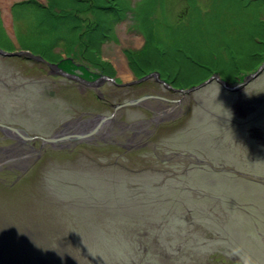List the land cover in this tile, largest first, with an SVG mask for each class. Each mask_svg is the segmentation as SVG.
Here are the masks:
<instances>
[{
  "label": "rangeland",
  "instance_id": "1",
  "mask_svg": "<svg viewBox=\"0 0 264 264\" xmlns=\"http://www.w3.org/2000/svg\"><path fill=\"white\" fill-rule=\"evenodd\" d=\"M92 4L123 19L111 24L110 41L86 50V20L115 18ZM47 7L67 21L45 18ZM262 13L247 0H0V48L48 64L71 56L114 80L111 63L114 81L124 85L139 78L125 47L141 52L150 31L161 39L160 46L153 41L158 50L179 34L184 54H169L179 63L167 64L165 73L179 72L181 86L172 87L188 90L211 73L227 82L261 65L253 56L264 53ZM40 69L30 59L0 56V122L49 137L67 119L109 115L115 104L147 94H169L181 116L159 125L145 146L119 139L43 151L18 180L17 171L1 173L0 264H264V147L259 133L248 131L264 127L257 114L264 110V72L239 93L213 82L181 94L151 79L132 88L105 81L81 89L52 82ZM239 96L256 113L233 107ZM118 114L127 123L149 116L139 107Z\"/></svg>",
  "mask_w": 264,
  "mask_h": 264
},
{
  "label": "flooded vegetation",
  "instance_id": "2",
  "mask_svg": "<svg viewBox=\"0 0 264 264\" xmlns=\"http://www.w3.org/2000/svg\"><path fill=\"white\" fill-rule=\"evenodd\" d=\"M123 50L125 52L126 51L127 52H134V51L139 52L140 48L133 49L131 47H125ZM38 63L42 65V69H40V73H42L41 76L47 77V78H50V77L53 78L52 82L63 79L68 84L72 83V85L75 86L76 88H81V89L85 88L88 90L91 89V88L85 87L83 84L81 85L78 82H75L73 80L70 81L67 78L57 75L50 68H48L47 65L43 62H38ZM66 63H68L69 66H67ZM54 64H56L57 67L61 68L66 73L74 74L80 78L85 79L88 82H93V80L103 78V76H107L104 70L103 71L101 70L100 72L99 71L96 72L88 66L76 63L74 58H72L71 56L65 57V59L61 58L60 61L54 62ZM110 65L112 66V69L115 71L114 80L116 81L117 79H119V76L117 75V69L115 65L111 63ZM156 72H152V73H156ZM159 76H160V73H159ZM153 82L164 88V86H162L158 82L156 83L154 80ZM166 84H169V83H166ZM114 85L117 86V88L125 89L126 87L132 88V87L138 86L139 84L135 86H125V87H120L118 85H121V84H117V83ZM169 85L172 88V90L166 89V88L165 90L170 91L172 93L173 92L180 93V92H177L179 89L177 90L173 88L171 84ZM239 92L240 91L236 93H239ZM153 96H159V98L147 99L146 101L136 106V107L143 109V115L148 114L149 115L148 118H142L140 117V115H137V116H133L132 121H130V123H127L123 121L119 117V114L117 113L112 120L106 121L97 131H95L94 129L98 121L96 117L97 116L105 117L108 115H105V116L97 115V114L93 115V114L84 112L83 114H79L78 116L73 117V119H67L63 121L62 124H60L54 130L52 135L49 137L39 136L38 134L30 135L28 133L29 136H37L40 138L42 137L51 138L52 136L61 137L63 135L72 136L76 134V135L84 136V138L82 139H75V138L74 139H64L63 141L59 140L58 142L49 143V142H43V141L41 142L38 139L25 140L17 135H11V134L6 135L0 131V134H1L0 135V174L5 173L7 175L8 174L11 175V173L13 174L15 173V171H17L19 172V174L18 176H16V180H18L19 177H21L30 167H32V165H34L33 163L41 159V157L43 156V151L117 145V144H120L119 139L123 141L122 142L123 144L143 142L142 144L143 146L147 145L150 141V136L155 134V132L159 129V125L172 123L173 121H175L177 118L181 116L180 111H178L177 109V104L179 103V101L170 99L169 96L168 97L163 96V95H153ZM236 102H237L236 105H234L235 104L234 103L233 107L235 106L241 109V106H245L246 112H250L251 114L256 113L258 109L257 106L251 107L250 101H247L246 98H244V96L243 98L239 96ZM111 108L113 112V107ZM257 114H259L260 116L264 115V110L260 111V113H257ZM257 114H255L254 119H251L250 121H254L257 118V116H259ZM241 115H242L241 116L242 118L243 114ZM233 122L230 121V123H233ZM248 131H252V132L256 131L257 133H259V134H256L258 135L257 136L258 144L260 143L261 146L263 145L264 147V127L260 128V127L255 126V127H252V129ZM127 134H129V136H127ZM11 164H16V165L13 167L11 166ZM19 164H22V165H19ZM4 183H5V179H3V177L0 176V185L1 184L3 185ZM12 185H8V187L11 188Z\"/></svg>",
  "mask_w": 264,
  "mask_h": 264
},
{
  "label": "trees",
  "instance_id": "3",
  "mask_svg": "<svg viewBox=\"0 0 264 264\" xmlns=\"http://www.w3.org/2000/svg\"><path fill=\"white\" fill-rule=\"evenodd\" d=\"M240 1H242V0H240ZM23 4L37 5V4H34L33 1L32 2L28 1V2H25ZM249 4L256 5L259 8L261 7V9L263 10V13H264V0H247V6H249ZM38 6H39V4H38ZM90 8L93 11H100L101 10V11L105 12L106 15H110V17L112 16L115 18H111L110 22H108V21H106V22L105 21H102V22L89 21L88 22L86 20V22L88 24H87V27L85 28V33H82L87 38V41L83 42V44H82L83 48H85L86 50H88L89 48L91 49V47H97L98 48L99 46L102 45L103 42L110 41L111 35H112L111 34L112 30L110 28L111 24H114L117 21H120L123 19V18L120 19L117 16V11H115V9H112V7L110 8L108 6H101V5L98 6V5L92 4V6H90ZM191 8H192V13H196L199 11V9L197 7L191 6ZM44 10L47 11V14L44 15V17L47 19H52V18L57 19V20L63 19V21H67V19H68L62 13L58 14V15L52 13L48 7H47V9H44ZM263 13H262V15H264ZM69 16L72 19H74L75 22L77 21L76 22L77 24H79L80 17L78 18L77 14L70 13ZM63 21H60V22L62 23ZM82 22H80V23H82ZM259 25L263 26V28H264V20H261ZM64 27L66 28V25ZM79 28H80V25L79 26H73L72 29H73V31L74 30L76 31ZM179 31H177V32H179ZM177 35H179V34L173 35L174 37L173 36H170V38L167 37V40H164L165 42H164L163 48L157 50V46H154V42H157L160 46V45H162V42H160L161 39H157L156 35H153V32L147 31V36H144V39H145L144 40V42H145L144 46L145 47L143 46L144 50H142L141 52H134V53L126 51V54L128 55V58H129V64L131 65L133 73L137 74V76L140 78V77L146 76L147 73L157 71L160 73V77L163 81L173 85L176 88L180 87L181 86V78L179 76V72L173 76L170 75L169 73H165L167 71V69H165L167 67V64H170L168 66L171 67L173 65V62L176 64L179 63L176 60L173 61V57H170L169 54H171L172 56L177 55V54L179 56L180 55L183 56V54H184V52L182 51L181 43L178 40L179 37ZM153 37L155 38V40L153 39ZM145 50H146L145 54H142V52H144ZM158 51H160V52H158ZM254 55L255 56H253V59H255L257 62L260 61V63H261L264 60V53H262V54L258 53V54H254ZM211 74L208 75L206 77V79H208L211 76ZM244 76L245 75L233 76L227 81V83L230 84L231 81L241 83L242 78ZM220 78L222 79L221 76H220ZM168 79H170V80H168ZM145 83H142L139 85L144 86Z\"/></svg>",
  "mask_w": 264,
  "mask_h": 264
},
{
  "label": "water",
  "instance_id": "4",
  "mask_svg": "<svg viewBox=\"0 0 264 264\" xmlns=\"http://www.w3.org/2000/svg\"><path fill=\"white\" fill-rule=\"evenodd\" d=\"M0 56L3 58L6 57H11V58H17V57H22L25 59H30L33 60L35 62H43L47 65L48 68H50L53 72H55L57 75L62 76L64 78H67L68 80H73L75 82L80 83L81 85L83 84L85 87L88 88H98L100 87L104 81H110L113 85L116 84L115 81L107 76H103V78H99L97 80H93V82H88L83 78H80L74 74H68L65 71H63L61 68L57 67V65L52 64V63H46L45 60L42 57H35L33 56L30 52H25V51H17L14 53L11 52H5L0 48ZM264 72V60L262 62V64L260 66L257 67V69L252 72V74L246 75L242 78V82L238 83L236 85H229L226 81L222 80L218 75L213 74L211 75L207 80L203 81L201 84H199V86L197 87H193V88H189L188 90H178L177 92H180L181 94H189L190 92L196 91V90H200V88L206 87L208 85H210L211 83L215 82L217 83L223 90H225L226 92H238L241 91L245 86H247L248 84H250L251 82H253L254 79H256L257 77H259L261 74H263ZM149 79H153L156 83L158 82L159 84H161L162 86H164V88L166 89H170L172 90V88L170 87L169 84H166L164 81H162L160 79L159 73H150L144 77L141 78H137L134 81L127 83L125 85H118L120 87H125V86H135L137 84H142L145 83L147 80ZM159 98V96H153V95H146V96H141L138 97L136 99H131V100H127L126 102L123 103H118L115 104V106H113V112L111 113V115L105 116V117H96L98 119L97 121V125L95 127V131H97L106 121L112 120L115 115L122 110H125L126 108H134L136 106H138L140 103L146 101L147 99H157ZM0 131L3 134L6 135H17L25 140H31V139H38L41 142H49V143H53V142H58L59 140L63 141L64 139H82L84 138V136H80V135H63V136H52L51 138H40L37 136H29L28 133H26L23 129H19L17 127L11 126V125H7L5 123L0 122ZM94 131V132H95Z\"/></svg>",
  "mask_w": 264,
  "mask_h": 264
}]
</instances>
